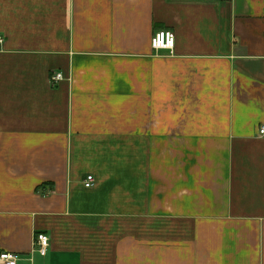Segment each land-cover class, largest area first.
Segmentation results:
<instances>
[{
  "label": "crops",
  "instance_id": "0c3cea01",
  "mask_svg": "<svg viewBox=\"0 0 264 264\" xmlns=\"http://www.w3.org/2000/svg\"><path fill=\"white\" fill-rule=\"evenodd\" d=\"M0 39V252L264 264V0H0Z\"/></svg>",
  "mask_w": 264,
  "mask_h": 264
},
{
  "label": "built area",
  "instance_id": "2783aa9c",
  "mask_svg": "<svg viewBox=\"0 0 264 264\" xmlns=\"http://www.w3.org/2000/svg\"><path fill=\"white\" fill-rule=\"evenodd\" d=\"M2 40L0 39V44ZM175 46V36L171 31H158L153 34L150 40V47L154 51H170L172 52ZM60 77L52 76L51 83H56ZM257 135L264 138V126L257 129ZM85 189H93L95 186V178L93 175H87L83 180ZM49 248V237L45 234H37L33 239L32 253H36L41 257L46 256ZM0 264H24V259L16 253L0 252Z\"/></svg>",
  "mask_w": 264,
  "mask_h": 264
},
{
  "label": "trees",
  "instance_id": "16d2710c",
  "mask_svg": "<svg viewBox=\"0 0 264 264\" xmlns=\"http://www.w3.org/2000/svg\"><path fill=\"white\" fill-rule=\"evenodd\" d=\"M219 1H224V0H219Z\"/></svg>",
  "mask_w": 264,
  "mask_h": 264
}]
</instances>
